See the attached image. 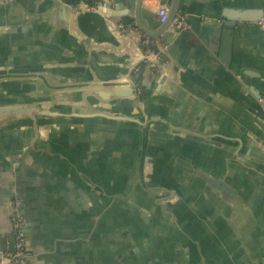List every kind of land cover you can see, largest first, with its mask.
Segmentation results:
<instances>
[{"label":"crops","instance_id":"crops-1","mask_svg":"<svg viewBox=\"0 0 264 264\" xmlns=\"http://www.w3.org/2000/svg\"><path fill=\"white\" fill-rule=\"evenodd\" d=\"M135 3L0 0V84L17 83L9 96L70 93L57 104L87 114L0 130V249L12 245L18 197L40 264H180L174 248L195 250L197 264H264V29L254 20L264 0H179L189 27L150 40L154 66L146 38L125 27ZM163 5L169 12L143 0L147 28H160ZM226 14L251 20L236 23L225 57ZM114 85L136 93L110 96ZM137 178L160 180L173 213L145 202Z\"/></svg>","mask_w":264,"mask_h":264},{"label":"water","instance_id":"water-1","mask_svg":"<svg viewBox=\"0 0 264 264\" xmlns=\"http://www.w3.org/2000/svg\"><path fill=\"white\" fill-rule=\"evenodd\" d=\"M205 1V0H201ZM105 3H110V0H104ZM170 5V10L166 21L162 23L160 28L153 30L146 27L143 23L141 14H142V6L143 0H136L135 10L133 19L130 20L131 24H125L126 30L128 32L137 28V35L145 38H149L152 41L163 40V34L169 31L171 24L175 17L178 15V5L179 0H164ZM228 20L224 24L223 31V42H222V56L228 54L232 49L233 36L235 33V29L237 27V22L249 21L251 19L243 18L241 16L229 15ZM264 15L257 17L256 21L261 20ZM141 43L143 46V55L145 54V42L141 39ZM155 49V52L158 53L159 49L156 45L152 46ZM221 56V57H222ZM227 58L223 59L226 60ZM1 86V84H0ZM136 93V89L127 88L121 85H114V88L108 92L110 96H132ZM99 94H101L99 92ZM140 93H138L139 95ZM258 98H261L258 93H256ZM9 91L0 88V130L9 126L19 125L20 123H24L26 121L33 120L36 123V126L41 122L43 118H60V117H77L82 116L85 117L87 114L80 113L78 110L76 111H66L67 107L59 106L58 102H69L72 99L69 98L70 93H57L53 94L51 98H47L43 101L31 102V99L27 98H12L9 96ZM103 96V95H102ZM70 109V107H68ZM212 183H214L218 187H222L223 191L232 195L233 197H237L232 189H230L224 181H218L215 179H210ZM237 199V198H236Z\"/></svg>","mask_w":264,"mask_h":264},{"label":"built area","instance_id":"built-area-1","mask_svg":"<svg viewBox=\"0 0 264 264\" xmlns=\"http://www.w3.org/2000/svg\"><path fill=\"white\" fill-rule=\"evenodd\" d=\"M159 17L161 22L166 21L168 17V7L163 5L159 8ZM258 24L264 29V17L259 20ZM119 27L125 30L121 23ZM189 27L188 19L185 15H177L171 24L172 29H185ZM145 42V57L144 62L150 66H154L153 59L150 55L153 52V42L149 38ZM139 65L133 68L135 71L139 70ZM137 92L141 93V89L137 86ZM12 227V245L6 249H0V264H40L36 254L30 250L27 244L26 219L22 210L21 199L16 197L13 201V212L11 216Z\"/></svg>","mask_w":264,"mask_h":264},{"label":"flooded vegetation","instance_id":"flooded-vegetation-1","mask_svg":"<svg viewBox=\"0 0 264 264\" xmlns=\"http://www.w3.org/2000/svg\"><path fill=\"white\" fill-rule=\"evenodd\" d=\"M14 85H17V83H13L12 81L9 82V83H4V84H1V88H3L4 90H9L10 89V92H11V89ZM5 86L6 89L3 87ZM159 182L160 180L158 181H151V183L149 182H146L145 180H142L141 178H137L135 180V182L133 183L132 186H134L136 188V192H140L139 194L143 195V199L145 202H147L148 204H152V203H156V205H160L161 207H163V210L166 212H172V210H174L172 207L169 206V204L165 203L163 204V202L167 199V196H163L162 194L159 193L158 191V188L161 187L159 186ZM165 189V188H164ZM168 190V189H167ZM171 191V190H170ZM157 192V193H156ZM144 193V194H143ZM171 193V192H170ZM145 195H149L151 198H152V202L149 203L150 201H147L146 199V196ZM170 196V195H169ZM140 197V198H142ZM139 198V199H140ZM161 202V203H160ZM131 213V212H130ZM173 213V212H172ZM180 244L182 243V245L187 249V247H191V245L189 243H186V241H179ZM197 243V242H196ZM172 243H170L171 245ZM194 245V244H193ZM200 245V244H199ZM171 251L175 252L174 255H176V260H180L181 258V262L180 264H192L194 262H196V264L198 263L196 258H194L192 253H194L195 250L191 251L190 255H187L186 257H180V256H183L184 253H180V252H176L175 251V248L172 249ZM166 252V251H165ZM171 255H168L169 258L170 257H173L174 255L170 252ZM179 255V256H178ZM191 256V257H190ZM165 264H172V260L170 259H167L166 261H164ZM192 262V263H191ZM202 264H209V262H205V263H202Z\"/></svg>","mask_w":264,"mask_h":264},{"label":"rangeland","instance_id":"rangeland-1","mask_svg":"<svg viewBox=\"0 0 264 264\" xmlns=\"http://www.w3.org/2000/svg\"><path fill=\"white\" fill-rule=\"evenodd\" d=\"M130 181V180H129ZM132 181H134V179L132 180ZM137 211H138V213L137 212H133V214H132V217H133V219H137L138 217L139 218H141V217H143V211H139L138 209H136ZM136 223H138V220H134ZM148 223L151 225L150 227L151 228H154L155 226H158V227H161V225H160V223L159 222H157L156 220H153V219H151V218H148ZM175 238V237H174ZM164 245L166 246L167 244L166 243H164ZM192 263V262H191ZM199 263V262H198ZM192 264H196V262H194V263H192Z\"/></svg>","mask_w":264,"mask_h":264}]
</instances>
